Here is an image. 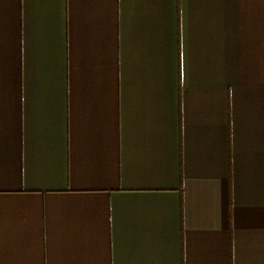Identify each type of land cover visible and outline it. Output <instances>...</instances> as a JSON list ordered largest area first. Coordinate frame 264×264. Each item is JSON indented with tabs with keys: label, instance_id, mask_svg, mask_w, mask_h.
I'll use <instances>...</instances> for the list:
<instances>
[{
	"label": "crops",
	"instance_id": "1",
	"mask_svg": "<svg viewBox=\"0 0 264 264\" xmlns=\"http://www.w3.org/2000/svg\"><path fill=\"white\" fill-rule=\"evenodd\" d=\"M0 264H264V0H0Z\"/></svg>",
	"mask_w": 264,
	"mask_h": 264
}]
</instances>
